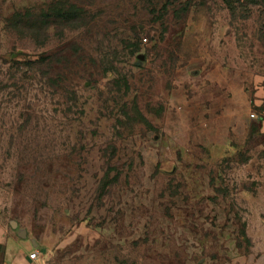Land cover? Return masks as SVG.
<instances>
[{"label":"rangeland","instance_id":"obj_1","mask_svg":"<svg viewBox=\"0 0 264 264\" xmlns=\"http://www.w3.org/2000/svg\"><path fill=\"white\" fill-rule=\"evenodd\" d=\"M212 73L263 86L226 150L191 145ZM249 224L264 0H0V264H251Z\"/></svg>","mask_w":264,"mask_h":264},{"label":"crops","instance_id":"obj_2","mask_svg":"<svg viewBox=\"0 0 264 264\" xmlns=\"http://www.w3.org/2000/svg\"><path fill=\"white\" fill-rule=\"evenodd\" d=\"M227 76L224 73L206 75V78L209 79L206 85L197 90L195 95L191 97L193 102L188 108L190 112L192 108V116L189 119L190 122H193L191 125V145L207 148L219 147L226 150L232 139L247 133L246 129L238 130V122L243 121L246 125L249 120L246 115L247 108L263 102L261 96L263 86L258 81L251 84L250 87L245 83L228 82ZM177 101L173 103L174 113H171L175 114L176 119L180 115V120L185 121L186 119L183 118L185 111L180 113L178 105L181 101ZM188 103L191 101L188 100ZM200 121L203 124H198ZM247 232L252 239V250L254 251L250 263L264 264V246L259 245L261 240H264V230L260 228L259 231H256V228H252L249 224ZM256 251L263 253V257H260Z\"/></svg>","mask_w":264,"mask_h":264},{"label":"built area","instance_id":"obj_3","mask_svg":"<svg viewBox=\"0 0 264 264\" xmlns=\"http://www.w3.org/2000/svg\"><path fill=\"white\" fill-rule=\"evenodd\" d=\"M251 117L254 118V117H255V114H254V113L251 114ZM30 258H31L32 260L37 259V258H38V253H37V252H32V253L30 254Z\"/></svg>","mask_w":264,"mask_h":264},{"label":"water","instance_id":"obj_4","mask_svg":"<svg viewBox=\"0 0 264 264\" xmlns=\"http://www.w3.org/2000/svg\"><path fill=\"white\" fill-rule=\"evenodd\" d=\"M139 57H140V58H143L144 56H143V55H140Z\"/></svg>","mask_w":264,"mask_h":264}]
</instances>
